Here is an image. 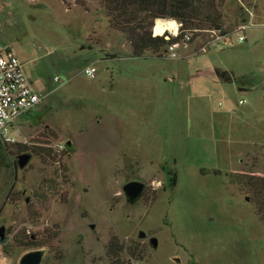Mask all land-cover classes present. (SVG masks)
Masks as SVG:
<instances>
[{"label": "rangeland", "instance_id": "374dc122", "mask_svg": "<svg viewBox=\"0 0 264 264\" xmlns=\"http://www.w3.org/2000/svg\"><path fill=\"white\" fill-rule=\"evenodd\" d=\"M214 3L221 30L158 57L133 56L99 0H0V47L43 95L0 149V264L37 248L41 264H114V235L130 264H264V223L230 176H264V0Z\"/></svg>", "mask_w": 264, "mask_h": 264}, {"label": "trees", "instance_id": "16d2710c", "mask_svg": "<svg viewBox=\"0 0 264 264\" xmlns=\"http://www.w3.org/2000/svg\"><path fill=\"white\" fill-rule=\"evenodd\" d=\"M99 2L105 9L109 26L125 34L133 56H143L148 51L152 53L151 55L156 53L158 57L166 56L167 46L181 42L186 30L204 27L221 30L214 0H99ZM75 3L85 6V0H75ZM157 19L181 22V32L177 37L170 35L168 30L164 31L165 33H154L153 28ZM220 76L222 77V73ZM226 77L224 78L229 80V76ZM2 144L0 140V149ZM39 155L44 159L41 152ZM213 172L220 174L221 170L215 169ZM230 176L251 193L256 213L264 223V176L240 172H232ZM171 184H175V176L171 177ZM124 248L117 236H111L106 245V255L114 264H130L129 261L120 258ZM128 249V253L133 256L135 251L131 247Z\"/></svg>", "mask_w": 264, "mask_h": 264}, {"label": "built area", "instance_id": "2783aa9c", "mask_svg": "<svg viewBox=\"0 0 264 264\" xmlns=\"http://www.w3.org/2000/svg\"><path fill=\"white\" fill-rule=\"evenodd\" d=\"M177 30L168 32L170 35L177 37L181 32L182 23L176 22ZM246 29V25L242 24L238 30L242 33ZM197 31V30H194ZM213 31V30H212ZM165 33V32H164ZM190 33L185 31L183 40H189ZM214 33V32H213ZM163 35V34H162ZM219 39L220 35L212 34ZM168 38V36H166ZM245 39L243 34L237 36L238 41ZM182 40V41H183ZM179 43L170 44L167 46L168 54L176 56L175 48ZM84 74L89 78H94L96 75V67L94 65H85L82 68ZM55 80L60 81L56 76ZM43 99L31 79L27 76L24 66L20 58L9 45L0 47V140L2 143L13 141L11 130L17 120L32 112ZM240 103L244 100L240 99Z\"/></svg>", "mask_w": 264, "mask_h": 264}, {"label": "water", "instance_id": "95a60500", "mask_svg": "<svg viewBox=\"0 0 264 264\" xmlns=\"http://www.w3.org/2000/svg\"><path fill=\"white\" fill-rule=\"evenodd\" d=\"M162 20H168V19H162ZM29 157L30 155L27 153L18 155L17 156L18 165L20 167H23L29 160ZM143 188H144V183L139 180H131L123 185V191L129 201L137 200L139 196L141 195ZM139 235L144 236L145 233L141 231ZM4 237H5V226L1 225L0 226V239H4ZM150 243L152 244L153 247L157 246L156 237L152 236L150 238ZM44 253H45L44 248L28 250L20 256L18 260V264H41Z\"/></svg>", "mask_w": 264, "mask_h": 264}, {"label": "bare ground", "instance_id": "6f19581e", "mask_svg": "<svg viewBox=\"0 0 264 264\" xmlns=\"http://www.w3.org/2000/svg\"><path fill=\"white\" fill-rule=\"evenodd\" d=\"M166 29H169L170 31H176L177 30V25L176 22L174 20H162V19H157L155 21V25H154V33L158 34V33H162L164 32Z\"/></svg>", "mask_w": 264, "mask_h": 264}]
</instances>
